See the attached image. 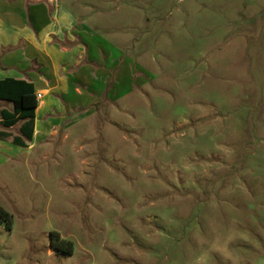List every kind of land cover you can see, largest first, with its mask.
I'll return each instance as SVG.
<instances>
[{
    "label": "rangeland",
    "instance_id": "1",
    "mask_svg": "<svg viewBox=\"0 0 264 264\" xmlns=\"http://www.w3.org/2000/svg\"><path fill=\"white\" fill-rule=\"evenodd\" d=\"M57 2L133 82L70 109L48 146L0 149V264H196L229 228L264 264V0Z\"/></svg>",
    "mask_w": 264,
    "mask_h": 264
},
{
    "label": "crops",
    "instance_id": "2",
    "mask_svg": "<svg viewBox=\"0 0 264 264\" xmlns=\"http://www.w3.org/2000/svg\"><path fill=\"white\" fill-rule=\"evenodd\" d=\"M101 39L88 35L79 17L57 0H0V80L31 83L34 95H42L31 141L24 140L26 147L12 142L23 139V121L13 126L14 136L13 127L0 122V149L48 146L71 117L70 109L130 91L131 61ZM2 109L12 112L13 105L0 100Z\"/></svg>",
    "mask_w": 264,
    "mask_h": 264
},
{
    "label": "trees",
    "instance_id": "3",
    "mask_svg": "<svg viewBox=\"0 0 264 264\" xmlns=\"http://www.w3.org/2000/svg\"><path fill=\"white\" fill-rule=\"evenodd\" d=\"M0 100L13 105V111L0 110V122L5 127H13L16 123L23 121L20 132L23 136L14 137L13 143L20 147H26L25 141H31L34 129L35 110L38 106L31 83L6 78L0 80ZM0 223L10 228L11 215L0 206ZM50 244L62 254L72 253V243L58 238L57 233L50 234Z\"/></svg>",
    "mask_w": 264,
    "mask_h": 264
},
{
    "label": "clouds",
    "instance_id": "4",
    "mask_svg": "<svg viewBox=\"0 0 264 264\" xmlns=\"http://www.w3.org/2000/svg\"><path fill=\"white\" fill-rule=\"evenodd\" d=\"M210 227L215 231L216 225L214 220L209 221ZM238 238L235 228H229L217 232L215 237L210 241H200L204 247L196 257V264H210L211 254L221 255L228 264H242V258L235 253L230 245Z\"/></svg>",
    "mask_w": 264,
    "mask_h": 264
},
{
    "label": "built area",
    "instance_id": "5",
    "mask_svg": "<svg viewBox=\"0 0 264 264\" xmlns=\"http://www.w3.org/2000/svg\"><path fill=\"white\" fill-rule=\"evenodd\" d=\"M35 98H36V102H37V104H39L40 101L42 100V95H41V94H37V95L35 96Z\"/></svg>",
    "mask_w": 264,
    "mask_h": 264
}]
</instances>
